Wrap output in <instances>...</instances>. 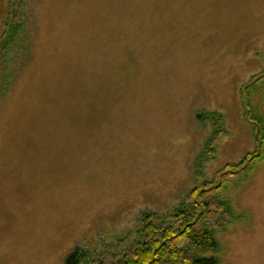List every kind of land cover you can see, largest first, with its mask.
<instances>
[{
	"label": "rangeland",
	"instance_id": "rangeland-1",
	"mask_svg": "<svg viewBox=\"0 0 264 264\" xmlns=\"http://www.w3.org/2000/svg\"><path fill=\"white\" fill-rule=\"evenodd\" d=\"M27 2L31 52L0 102V264L91 257L172 212L215 115L202 178L240 169L219 264H264V0Z\"/></svg>",
	"mask_w": 264,
	"mask_h": 264
},
{
	"label": "trees",
	"instance_id": "trees-1",
	"mask_svg": "<svg viewBox=\"0 0 264 264\" xmlns=\"http://www.w3.org/2000/svg\"><path fill=\"white\" fill-rule=\"evenodd\" d=\"M28 10L27 0L8 1L0 34V102L7 97L31 52L32 36L27 27L31 15ZM212 118L219 132L220 117L215 115ZM258 124L261 149L264 139L261 116H258ZM216 133L208 138L206 149L196 160L193 189L172 212L163 216L145 214L137 231L127 236V240L121 239L118 246L102 248L101 253L91 257L84 252L87 250L76 246L62 264H219L220 244L216 234L225 230L235 218L231 203L222 194L230 183L229 175L238 177L240 169L231 173L227 169L217 172L211 181L202 178L204 163L215 153L210 144L215 142ZM262 155H248L243 159V175Z\"/></svg>",
	"mask_w": 264,
	"mask_h": 264
}]
</instances>
